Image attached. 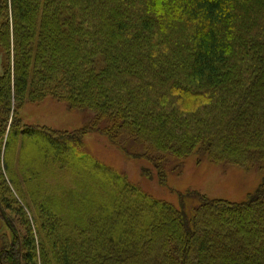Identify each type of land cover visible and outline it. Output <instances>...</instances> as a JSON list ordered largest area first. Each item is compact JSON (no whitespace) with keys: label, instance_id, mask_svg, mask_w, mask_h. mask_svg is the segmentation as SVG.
<instances>
[{"label":"trees","instance_id":"trees-1","mask_svg":"<svg viewBox=\"0 0 264 264\" xmlns=\"http://www.w3.org/2000/svg\"><path fill=\"white\" fill-rule=\"evenodd\" d=\"M0 18V199L26 228L3 264H264V176L243 203L177 206L84 154L100 133L161 183L198 154L264 171V0H2ZM47 98L94 119L24 124Z\"/></svg>","mask_w":264,"mask_h":264},{"label":"rangeland","instance_id":"rangeland-1","mask_svg":"<svg viewBox=\"0 0 264 264\" xmlns=\"http://www.w3.org/2000/svg\"><path fill=\"white\" fill-rule=\"evenodd\" d=\"M1 11L2 0H0V14ZM3 20L0 18V25ZM11 29H13L12 26ZM5 61V51L0 47V74L3 72L2 67ZM18 116L24 124L61 131L82 129L94 119L91 111L70 110L66 104L51 98L38 104L26 103L19 110ZM135 153H139V150L134 146H130L126 152L116 147L108 137L100 133H89L84 137L85 155L106 165L116 173L124 175L129 183L152 198L177 206L179 195L190 191L199 192L210 199L243 203L250 194L257 190L264 176V171L258 166L247 168L238 165L215 164L208 157L198 154L184 161H172L167 169L166 182L161 183L157 169L146 159L134 157ZM147 169L153 176L148 177V173L144 174L143 170ZM8 185L10 187L8 195L18 202L21 201L13 186ZM3 193L5 195V192ZM2 195L0 192V198ZM18 217L19 215L9 210L0 199V264H3L2 249H10L13 238H18V235L25 233L26 228L21 227ZM10 222L14 225L13 228ZM4 241L8 243L5 248Z\"/></svg>","mask_w":264,"mask_h":264}]
</instances>
